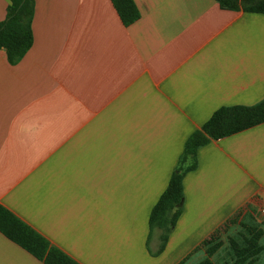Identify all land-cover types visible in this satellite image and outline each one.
Masks as SVG:
<instances>
[{
  "label": "crops",
  "instance_id": "crops-1",
  "mask_svg": "<svg viewBox=\"0 0 264 264\" xmlns=\"http://www.w3.org/2000/svg\"><path fill=\"white\" fill-rule=\"evenodd\" d=\"M33 1L31 46L0 48V204L79 264H195L236 212L264 245V121L199 146L160 252L149 229L188 136L264 97V13L133 0L124 25L111 0ZM0 264L46 263L0 231Z\"/></svg>",
  "mask_w": 264,
  "mask_h": 264
},
{
  "label": "trees",
  "instance_id": "trees-1",
  "mask_svg": "<svg viewBox=\"0 0 264 264\" xmlns=\"http://www.w3.org/2000/svg\"><path fill=\"white\" fill-rule=\"evenodd\" d=\"M221 8L264 13V0H216ZM124 25L139 18V10L133 0H111ZM33 0H9L6 15L0 20V48L5 50L9 63L17 62L31 46L33 33L31 21ZM264 121V97L251 105L221 106L193 131L184 143L179 163L172 171L165 189L159 195L149 214V229L160 230V252L167 236L181 212L183 202L182 179L184 174L195 167V153L199 146L210 139L230 135ZM191 158L189 164L185 161ZM240 212L229 216L211 231L194 250L202 248L206 256L195 264H218L214 260L224 246L223 235L232 224L239 229L226 237V251L222 264H264V245L260 244L261 228L254 221L239 220ZM0 231L46 264H79L66 253L51 246L34 229L21 221L0 204ZM186 259V258H184ZM183 259V261H184ZM181 260L177 264H182Z\"/></svg>",
  "mask_w": 264,
  "mask_h": 264
},
{
  "label": "rangeland",
  "instance_id": "rangeland-1",
  "mask_svg": "<svg viewBox=\"0 0 264 264\" xmlns=\"http://www.w3.org/2000/svg\"><path fill=\"white\" fill-rule=\"evenodd\" d=\"M237 229H238V226H236V225H234V226H232V228L230 229V230H228V233L227 234H225L224 235V246H223V248L221 249V251L217 254V255H215L213 258H214V260L218 263V264H222L221 263V260H223L224 259V256H225V251H226V237L228 236V235H232V234H234L235 233V231H237ZM261 242L264 244V235L262 236V239H261ZM263 256H264V251L262 252V254L260 255V260L263 258ZM191 261H192V259H191Z\"/></svg>",
  "mask_w": 264,
  "mask_h": 264
}]
</instances>
